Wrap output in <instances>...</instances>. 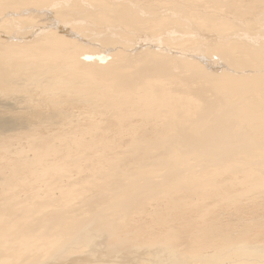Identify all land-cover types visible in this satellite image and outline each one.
Listing matches in <instances>:
<instances>
[{"label": "bare ground", "instance_id": "1", "mask_svg": "<svg viewBox=\"0 0 264 264\" xmlns=\"http://www.w3.org/2000/svg\"><path fill=\"white\" fill-rule=\"evenodd\" d=\"M259 18L264 0H0V116L41 117L19 110L18 60L61 132L0 144V264H264V216L215 214L264 204Z\"/></svg>", "mask_w": 264, "mask_h": 264}, {"label": "rangeland", "instance_id": "2", "mask_svg": "<svg viewBox=\"0 0 264 264\" xmlns=\"http://www.w3.org/2000/svg\"><path fill=\"white\" fill-rule=\"evenodd\" d=\"M38 20H39V18L36 19V21H38ZM263 24H264V18H259L258 21H257V23L255 24L256 29L253 30V31H250V29H249L248 33L250 34V36L251 37H256V39L255 40L246 39L245 41L247 43H249V44H257L258 45L259 43L264 42V29L261 30L259 33H257V28H259ZM252 25H253V22L252 23H249V25H247V26H252ZM243 29H244V26H243ZM254 33H256V35H253ZM24 39H26V38H24ZM24 39H22L20 41H25ZM185 39L187 40L186 43H191V42H199V43H201L204 40H208V37L205 36V35H203V34H195V35H191L190 37L185 38ZM181 42H184V40H181ZM136 44H138V43H134V45H136ZM86 45H87V49L88 48H91L94 51H98V50L103 51L105 53V55H106V61H110L112 59H115L114 56H113V54H115V50H114L116 48L115 46L112 47L111 45H103V44L101 45V44H98V43L97 44L96 43H90V44L88 43ZM143 47H145L144 44H141L139 47H136L135 48V51L137 52L140 48L143 49ZM94 51H91L90 50V53H94ZM93 58H94V56H91L88 59H93ZM211 58H213V59H211ZM211 58H209L208 60L209 61H212L214 59L215 60L217 59L216 56H212ZM259 65H263V66H259ZM219 66L220 65H217V66L214 65V66H208V67L209 68H212V69H215V68H217ZM257 66L264 68V55H259L257 57ZM10 68H12L13 71H17L19 73V76L17 77V81H18V78H21L20 79V82L18 83V86H19V91H22L21 93L24 95L25 101H23V107L19 108V110L20 111L28 110L29 112H32V111L35 110V108H39L38 109V112H40L41 117H40L39 122L34 123L36 125V127L38 125V131L37 132L39 134H43L44 136H47V135H50L51 136L53 134L61 133V132H59L60 131L59 128L55 125V123H57V122L51 116H49L50 111H49V107H47L48 104H49V101L54 98L52 96V94H51L52 91L51 90L50 91H47L46 89L40 87L38 85V83H31V81H30L31 79H29L28 77L27 78L25 77V76H27V74H29V72L26 71V69L24 68V64L22 62H19L18 60H15L14 63H12L8 67V69H10ZM7 72H8V70L4 71V73H7ZM9 98H10V96L8 94L0 95V103H5L4 101L10 100ZM59 122L60 123H67V120L65 118H62ZM82 123H83V121L76 119V120L72 121L71 122V125L67 126L66 128H70L71 127V129H74V131H75V130H77V127L76 126L77 125H81ZM28 124L29 123H27L26 121H23V119L9 120L8 116H0V144H10V143L14 144V143H17V142H15L17 140H20L21 142H24L25 139L22 140V138H25V136L28 135V134L30 136L32 134H34V136H37V133H36V130H35L36 129L35 125H33L31 132H29V129H28L29 125ZM39 124H41L40 127H39ZM8 126L14 127L15 130H16V132L9 131L7 129ZM73 126H75V127H73ZM51 139H52V137H51ZM49 143L50 144H56L58 146H61V148L64 147V146H67L66 145V142H63V141L50 140ZM164 158L165 159H169L170 158L169 153H167L164 156ZM191 162H193V161H191ZM202 163H204L203 160H202ZM151 168L160 169L161 167L157 166L156 164H152L151 163V164H149V166H147L145 168V170L146 169H151ZM260 205L262 207H260ZM263 205L264 204L260 203V204H258L256 206H253L252 208L250 206H248V205H245V207H243L244 210L242 208L243 204L240 206V210H239V208H233L234 210H232V208L231 209H229V208H225L224 209V208L221 207L222 210H221V208H219L220 210H215V214L218 217L217 223L219 225H221V226H225V225L227 226V225H232V223H234L238 219V221H240L241 223L240 222H237V221L235 223H240V224L243 223V224H246V223L249 222V220H253V219H257V218L259 219L260 217L262 218V216H264V212H262L263 209H264L263 208L264 207ZM246 207H248V208H246ZM259 208H262V210L259 209ZM194 209H193V212L197 208L195 210ZM231 211H232V214L234 212V214H233L234 217L231 214ZM239 211L244 212V215H243L242 212H239ZM254 211H256L255 212L256 215L254 214ZM229 212H230V214H229ZM200 214H201V211L198 208L196 210V212L192 213V211H191L189 214H187V219L188 220L186 218L185 219L188 222L185 219H184V222L185 223L182 222V220L180 222H182L183 224H186V222L187 223H190L191 222L190 223L191 224V227L193 226L194 227V228L192 227L193 229H197L198 226H199V224H198L199 218L197 216H200ZM220 214H222V215H220ZM236 214H238V215H236ZM257 214H258V217H257ZM259 214H260V216H259ZM190 215H191V217L188 218V216H190ZM225 215H228L229 217L228 216L225 217ZM241 215L243 216L242 218H241ZM245 217L246 218L248 217V218L246 219ZM219 218H221V219H219ZM222 218L224 219V221L226 220L225 223H224V221H223ZM235 218H237V219H235ZM243 218H244V220H243ZM249 218H251V219H249ZM240 219L243 220V222ZM208 223H210V222H208ZM229 223H231V224H229ZM261 238H263V239H261ZM101 242L102 241H96L95 242L96 245L93 247V251H92L93 255L105 256V255L115 254L114 251H112V250H110V249L107 248L106 242L105 243H101ZM260 242H262V243H260ZM254 243L255 244L258 243L260 246H264V236L263 237L260 236L259 237V241H257V242L255 241ZM79 246H82V244L79 243V244H76V245L72 246L70 249H68V252H66V254L72 253L74 251L73 249L75 247H79ZM81 248H83V247H81ZM127 251H130V249H128L127 247H124V249L122 251L124 253V256H127ZM140 256L143 257L142 255H140ZM62 259L60 260V263H58V264H61V262L63 261ZM162 259L164 260L163 257H162Z\"/></svg>", "mask_w": 264, "mask_h": 264}]
</instances>
